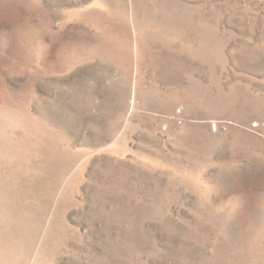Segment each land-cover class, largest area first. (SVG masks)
Wrapping results in <instances>:
<instances>
[{"label": "rangeland", "instance_id": "rangeland-1", "mask_svg": "<svg viewBox=\"0 0 264 264\" xmlns=\"http://www.w3.org/2000/svg\"><path fill=\"white\" fill-rule=\"evenodd\" d=\"M0 264H264V0H0Z\"/></svg>", "mask_w": 264, "mask_h": 264}]
</instances>
